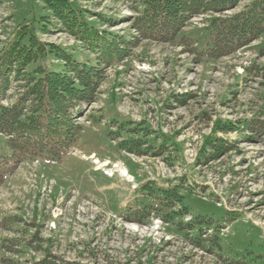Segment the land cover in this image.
<instances>
[{"label":"rangeland","instance_id":"374dc122","mask_svg":"<svg viewBox=\"0 0 264 264\" xmlns=\"http://www.w3.org/2000/svg\"><path fill=\"white\" fill-rule=\"evenodd\" d=\"M69 1L132 44L100 66L74 152L23 159L0 185V264H264V34L212 59L204 54L211 14L163 42L134 29L145 0ZM23 26L97 65L43 0H0V50ZM37 66L60 72L64 61L48 51L27 71ZM94 156L111 164L97 169ZM3 160L16 158L0 134Z\"/></svg>","mask_w":264,"mask_h":264},{"label":"trees","instance_id":"16d2710c","mask_svg":"<svg viewBox=\"0 0 264 264\" xmlns=\"http://www.w3.org/2000/svg\"><path fill=\"white\" fill-rule=\"evenodd\" d=\"M241 1L145 0L146 7L133 26L145 38L170 42L179 37L192 18L211 14L204 54L216 59L264 34V0H252L241 12L224 15ZM43 2L69 33L97 55V65L82 63L64 50L42 43L27 26L4 45L0 50V134L6 138L16 160L0 162V185L16 171L23 159L54 160L75 146L84 129L77 117L86 112L85 105L96 100L103 79L100 66L111 65L127 56L132 44L126 37L89 23L86 11L69 0ZM48 51L64 61V69L57 72L37 66L28 72V66ZM13 82L23 83L15 89V99L5 103ZM251 124L248 122L247 127L252 128ZM165 193L169 200L176 194L174 189ZM48 261L44 258L40 264H53Z\"/></svg>","mask_w":264,"mask_h":264},{"label":"bare ground","instance_id":"6f19581e","mask_svg":"<svg viewBox=\"0 0 264 264\" xmlns=\"http://www.w3.org/2000/svg\"><path fill=\"white\" fill-rule=\"evenodd\" d=\"M92 160L97 165V167H96L97 169H100L101 168L100 165L103 164V163H104L103 166H106L107 164L109 165V163L111 164V162L108 159H106L105 161H100L97 156L92 157ZM113 167L115 169H117L116 171H119L120 174H118V175L120 177H123L128 182L132 181L131 180L132 175L129 172H126V169L123 168L122 163L114 162L113 163ZM105 174H107L108 176H114V174L111 173V171H109V170L107 172H105Z\"/></svg>","mask_w":264,"mask_h":264}]
</instances>
